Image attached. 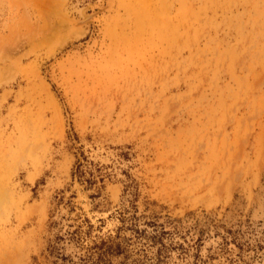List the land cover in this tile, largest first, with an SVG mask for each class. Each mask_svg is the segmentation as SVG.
I'll list each match as a JSON object with an SVG mask.
<instances>
[{
	"label": "rangeland",
	"instance_id": "1",
	"mask_svg": "<svg viewBox=\"0 0 264 264\" xmlns=\"http://www.w3.org/2000/svg\"><path fill=\"white\" fill-rule=\"evenodd\" d=\"M101 241L264 264V0H0V264Z\"/></svg>",
	"mask_w": 264,
	"mask_h": 264
},
{
	"label": "trees",
	"instance_id": "2",
	"mask_svg": "<svg viewBox=\"0 0 264 264\" xmlns=\"http://www.w3.org/2000/svg\"><path fill=\"white\" fill-rule=\"evenodd\" d=\"M151 225H152V227H155V229L158 227L156 224H153V223ZM155 232H157V231H155ZM142 233H143V231H142ZM165 233H166V231H164V229L161 228V231H159V235L163 236V235H165ZM74 234L75 233H72V235H74ZM72 238H74V236H72ZM111 245L112 244H110V241H108V242L101 241L100 244H98V245L94 244V246L90 248L88 253H86L85 256H83V257H81L79 259L80 260V264H104V263H102L103 262L102 259L106 255H108L110 253H113ZM116 247H117V251L120 253L119 247L118 246H116ZM93 250H95V251H93ZM55 251H57V248L53 247V249L51 250L50 253L54 254ZM94 254H98L99 259H101L100 263L99 262L97 263V262L93 261ZM61 260L64 261V262H68V260L66 258H63V257L61 258ZM71 264H73V263H71Z\"/></svg>",
	"mask_w": 264,
	"mask_h": 264
}]
</instances>
